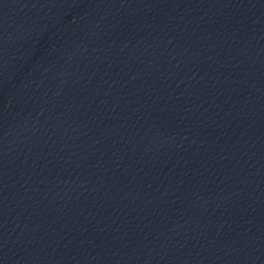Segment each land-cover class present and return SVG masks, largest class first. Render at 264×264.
<instances>
[{
	"label": "water",
	"instance_id": "obj_1",
	"mask_svg": "<svg viewBox=\"0 0 264 264\" xmlns=\"http://www.w3.org/2000/svg\"><path fill=\"white\" fill-rule=\"evenodd\" d=\"M0 264H264V0H0Z\"/></svg>",
	"mask_w": 264,
	"mask_h": 264
}]
</instances>
